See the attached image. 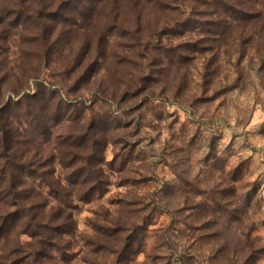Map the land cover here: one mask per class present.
<instances>
[{
	"label": "rangeland",
	"instance_id": "374dc122",
	"mask_svg": "<svg viewBox=\"0 0 264 264\" xmlns=\"http://www.w3.org/2000/svg\"><path fill=\"white\" fill-rule=\"evenodd\" d=\"M39 83L42 264H264V0H0V108Z\"/></svg>",
	"mask_w": 264,
	"mask_h": 264
},
{
	"label": "trees",
	"instance_id": "16d2710c",
	"mask_svg": "<svg viewBox=\"0 0 264 264\" xmlns=\"http://www.w3.org/2000/svg\"><path fill=\"white\" fill-rule=\"evenodd\" d=\"M55 92L56 90H53V88L46 86L44 83H39L34 94H27L18 101H12L0 108V206L12 202L17 207V211L14 213L6 214V216L0 214V235L3 232H9L12 227H15L17 221L21 222L20 218H25L27 224L23 233L29 234L38 240L32 251L8 264H42V258L47 256V245L53 243L52 234L43 230L44 227L49 226H45L40 221L42 219L36 212L37 204L30 203L32 196H28V191L22 190L21 187L26 182L21 175L33 171L36 163L35 157H30L33 149H37L35 148L36 139L30 136L31 130L25 128L28 125L24 121V114L18 113L13 116L11 111L14 105L26 109V106L30 105L32 101H39L48 96L53 98ZM25 102L29 103L24 105ZM34 111L31 112L30 110L27 116L34 114ZM16 121H18V125ZM35 122L42 123L43 121L37 117L34 122L29 123V126L32 127ZM35 152L39 154L38 150ZM94 152L96 153L95 149ZM43 163L41 162L42 166L45 165ZM41 164L39 163V166ZM26 199L28 201H25Z\"/></svg>",
	"mask_w": 264,
	"mask_h": 264
}]
</instances>
